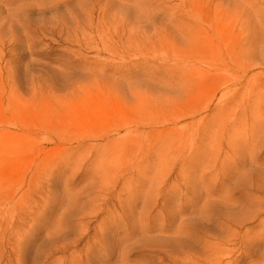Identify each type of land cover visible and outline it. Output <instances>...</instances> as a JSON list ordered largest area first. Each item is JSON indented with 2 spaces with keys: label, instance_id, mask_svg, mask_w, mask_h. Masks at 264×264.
<instances>
[{
  "label": "rangeland",
  "instance_id": "obj_1",
  "mask_svg": "<svg viewBox=\"0 0 264 264\" xmlns=\"http://www.w3.org/2000/svg\"><path fill=\"white\" fill-rule=\"evenodd\" d=\"M0 264H264V0H0Z\"/></svg>",
  "mask_w": 264,
  "mask_h": 264
},
{
  "label": "bare ground",
  "instance_id": "obj_2",
  "mask_svg": "<svg viewBox=\"0 0 264 264\" xmlns=\"http://www.w3.org/2000/svg\"><path fill=\"white\" fill-rule=\"evenodd\" d=\"M22 1V0H21ZM29 9V8H28Z\"/></svg>",
  "mask_w": 264,
  "mask_h": 264
}]
</instances>
